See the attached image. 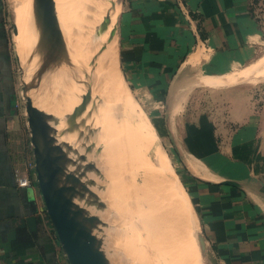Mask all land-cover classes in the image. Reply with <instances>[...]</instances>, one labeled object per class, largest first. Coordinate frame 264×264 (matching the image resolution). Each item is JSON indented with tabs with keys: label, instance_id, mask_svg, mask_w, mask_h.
I'll return each mask as SVG.
<instances>
[{
	"label": "crops",
	"instance_id": "1",
	"mask_svg": "<svg viewBox=\"0 0 264 264\" xmlns=\"http://www.w3.org/2000/svg\"><path fill=\"white\" fill-rule=\"evenodd\" d=\"M249 3L118 0L114 41L110 34L134 97L163 101L186 192L221 264H264V109L249 107L252 96L230 76L257 54L260 26ZM10 5L0 0V264H69L37 182L16 183L14 167L29 138L15 105ZM115 9L112 0L113 16ZM206 88L221 97L228 88L231 97L201 109Z\"/></svg>",
	"mask_w": 264,
	"mask_h": 264
},
{
	"label": "bare ground",
	"instance_id": "2",
	"mask_svg": "<svg viewBox=\"0 0 264 264\" xmlns=\"http://www.w3.org/2000/svg\"><path fill=\"white\" fill-rule=\"evenodd\" d=\"M32 1L12 0L13 13L17 20L14 22L17 28L16 37L14 38L15 49L27 78L32 75L38 65L37 54H34L32 59L28 61L38 37V29L35 25L32 12ZM64 1L55 0V3L71 65L61 64L57 66L52 71V75L44 79L46 87L44 94L41 95L43 90L38 93L36 91L32 94L29 93L33 98L34 104L54 114L56 121L53 124L60 132L66 126V118L63 113L64 108L62 106L63 100L67 96L70 99H72L71 96H77L76 101L79 103L81 95L87 89V85H90L92 96L85 111L93 107L95 109L91 114H88V119L95 124L96 138L102 141L104 136L101 138V134L104 135V132H109L110 135H113L111 136L113 139L110 138V140L108 139L109 142H105L110 144V141L112 143V140H114L115 142L113 143L122 145V142L126 138L124 131H126L125 127L128 118L133 121L132 129L137 134L136 138L139 141H143L144 143L145 139L150 140L152 137H155L151 129H146V124L148 125L149 121L146 120L145 115L137 110L130 111L132 110V104L125 87L126 84L124 85L122 80L120 63H118L119 59L117 60L118 56L116 57L115 42L114 49H112L108 40L111 33H113V41L115 40V32H112V29L115 27L117 10L115 9V16H113L114 10L110 13L112 0L74 1L73 3L80 1L78 2V10L77 6L75 7L76 9L74 8L75 10L73 9L74 4L72 7L75 12L76 10L79 11V17L76 18L75 25L73 27L71 25V28L68 30L70 37L67 34L66 13L70 10V12L73 11L69 9L72 6L69 0H66V8L69 11L64 8ZM115 1L116 5H118V0H114V5ZM67 4H69V7ZM107 13L110 15L109 21L104 28H100L98 24L102 21L101 17L104 18ZM100 49L101 52L99 53ZM95 51H98L96 56H94ZM56 75L57 80L61 83H65L67 79L66 84L71 85L72 88L65 89V85L63 84H58V86L56 85V87L51 88L53 83L56 84ZM115 129H117V134L115 133ZM109 134L107 133V135ZM75 136L76 131L64 132L58 134V139L65 140L76 146L73 142ZM105 138L107 140V137ZM139 151H141L140 148ZM114 152L116 151H111V153ZM130 156L129 158L132 159L134 168L139 166L142 168L141 170L145 171V174L150 173L149 170H152V167L147 162L141 160L142 156L140 158L138 155L133 156L130 154ZM157 164L159 170V172L157 170V173L162 175L158 179L159 182L156 181L154 183L151 174L142 183L139 181L140 173L138 172L131 174L130 177L124 176L126 180L123 184L121 183V188L126 190L127 202L132 209L130 222L137 232L138 241L141 245L140 252L146 254L144 258H146L147 264H187V261L182 262L183 259H186V257H183L184 255L182 256L183 259L180 258L179 249L174 244V236L176 232H179L177 230L180 228L184 232V236L188 231L186 228L190 230V232L188 231L189 235H191V231H197L196 223L194 224L193 212L185 196L183 187L176 182L166 179L170 172L167 156L159 154ZM160 194L162 196L161 199L157 198V195L159 196ZM167 201L170 202V208L167 206ZM162 202L167 206L166 210L162 209ZM87 208L89 210V206ZM179 225H181L180 228L176 230V227ZM194 236L198 237L196 234ZM188 238L191 239L192 237L188 236ZM180 240L182 238L178 242ZM183 249L185 248L180 249V251L183 252Z\"/></svg>",
	"mask_w": 264,
	"mask_h": 264
},
{
	"label": "water",
	"instance_id": "3",
	"mask_svg": "<svg viewBox=\"0 0 264 264\" xmlns=\"http://www.w3.org/2000/svg\"><path fill=\"white\" fill-rule=\"evenodd\" d=\"M32 12L38 37L28 61L37 54L38 65L30 77L25 76L16 51L15 55L18 66L22 69L21 93L24 98L26 126L29 130L37 184L68 263L112 264L103 248L102 237L96 232L105 223V218L100 215L105 209V201L93 188L95 178L90 174L91 171L99 170V166L89 160L90 154L87 155L91 144L87 143L88 134L85 129L91 135L94 133L93 127L88 126V114L85 115L84 112L91 100V86L87 85L79 103L65 116L66 126L59 132L53 124L56 121L54 114L34 104L29 93L43 90L41 95L44 94V79L51 76L57 66L71 65V61L57 16L55 0H33ZM109 18L107 13L99 27L104 28ZM12 33H17L13 20ZM72 131H76V146L58 139L59 133ZM95 137L94 134L92 138ZM82 139H85V142L78 146ZM81 147L85 152H81ZM88 206H93L95 210L89 211ZM199 225L202 228L200 222ZM198 236L202 248L207 251L210 263L220 264L219 257L203 229L198 232Z\"/></svg>",
	"mask_w": 264,
	"mask_h": 264
},
{
	"label": "rangeland",
	"instance_id": "4",
	"mask_svg": "<svg viewBox=\"0 0 264 264\" xmlns=\"http://www.w3.org/2000/svg\"><path fill=\"white\" fill-rule=\"evenodd\" d=\"M74 1H77V0H69V2L71 3L70 5H72V6H70L69 9H72L73 4H74L73 9L77 6L76 8L78 10V2H80V1L75 2L76 4L73 3ZM249 1H250V3H249L250 8L254 12V14L257 18V22L259 23V26H260L261 38H259V37L257 38V41H258L257 42V54L255 55L253 60L249 63V65L244 67L242 70L239 69V70L235 71L233 74H230V76L232 75L233 77H238V83L234 84L235 87H237L236 88L237 90L245 91L249 94V96H252L251 100H250L251 102L249 101L248 106L253 108L254 111L256 112V111H260V110L264 109V0H249ZM119 2H120V5L122 6L123 0H119ZM64 4H65L64 8L67 11H69V9L66 8V0L64 1ZM67 5L69 7V4H67ZM73 9H72L73 12H70L71 11L70 10L68 13H66V15H67V34L69 37H70V32L68 30L71 28V25H72V27L75 25L76 20H77L76 18L79 17V11L76 10V12H75L74 11L75 9L74 10ZM13 10H14L13 5H12V8L10 5V11H11L10 18L15 22L16 19H14ZM116 10H117V5H116ZM116 10H115V14H116ZM101 19L103 20L102 17H101ZM116 25H117V23L115 24V27L113 28L112 32H115ZM80 29H84V28H80ZM11 32H12V29H11ZM12 36H13V40H11V43H12V46L14 47L13 51H14V55H15L16 46H15V39L14 38L16 36H15V34H13ZM108 40H109L110 45H111V40L110 39H108ZM103 47H105V46H103ZM111 48L113 49L112 45H111ZM97 52L98 51H95L94 56H96ZM100 52H101V49H100L99 53ZM15 71H16V84H17V99L19 102L18 108L20 109L19 111H21L22 121L26 124V113H25V108H24V98H23L22 93H21V90H22V82H21L22 69L19 68V66H18V62L16 60V55H15ZM120 72H122L121 68H120ZM121 75H122L123 83H124V85L126 84L125 87H126L128 93H129V96H130V100H131V104H132V108H131L132 110H130V111H133V110L136 111L137 110V111H139L145 115L146 120H148V121L150 120L149 122L147 121L148 125L146 124V129L147 130L151 129V131L153 133H155V137H152L150 140L145 139L144 143H143V141L142 142L139 141L138 138H136L137 134L132 129L133 121L128 118V121H127L126 127H125L126 131H124L126 138L122 142V145H120L118 143L117 144L113 143V142H115L114 140H112V143L110 141V144H107V142H105V141L109 142L111 136H113V135H110L109 132H104V135L101 134V138L104 136L102 138V141H101V139H98L96 137H95V139H93L92 136L94 134L96 135L95 124H93L89 120L88 126L93 127L94 133H92L93 135H91L90 132L87 131V129H85V132H87V134H88L87 139H86V140H88L87 143L91 144L90 151H89V153H87V155L90 154L89 160L94 161L99 166V170L91 171L92 173H90V174H93L94 178H95V184H94L93 188L100 193L102 199L105 201V209H103L100 213L101 217L105 218L104 219L105 223L103 225H101L99 229L96 230L98 235H100L102 237L103 248L107 252V255L109 256L112 264H147L146 258H144L146 256V254L143 252H140L141 251V245H140V242L138 241V236L136 234L137 232H136L134 226H132V224L130 222V215H131L132 209L128 205L127 197H126V190L121 188V183L123 184L124 181L126 180V177H124V176L127 175L130 177L131 174H136V172L140 173V176H139L140 183H142L143 180L146 179L147 176H149V174H151L152 178L154 179V183L156 181L159 182L158 179H160L161 178L160 176H162V175L157 173V170H158L157 160L159 159V154H162V155L167 156L168 162H169V171L170 172H169V175L167 176L166 179H168V181H171V182H176L183 187V189L185 191L184 192L185 196L187 197L188 202L191 206V210L193 212L194 224L196 223L195 226H197L196 227L197 231L196 232L191 231V235H189L190 233H188V231L190 232L189 228H186V230H188V231L186 232L185 236L183 235L184 232L180 228L181 225L176 227V230L179 228L180 229L177 230L179 232H176V234L174 236L175 237V243L174 244L177 245L176 247L179 249L178 252H179L180 258H182V259H183V257L184 258L186 257V259L188 258L187 260L186 259L182 260V262L187 261L186 262L187 264L188 263H190V264H211L208 257H207V251L205 249H203L202 247H200L202 245H201L200 240H199L198 232L200 230H202L203 228H201L199 225L200 221H199L198 215H196L197 213H195V207L193 204H191L192 201H191V199L189 200V197L187 194L188 192H186L185 186L182 183V181L179 177V174H178V170L179 169L182 170L183 166L181 163H179L177 161L176 152L172 147V137H171L172 135H171L170 131H168V129H166L169 127V125L167 126L169 117H167V112H166V109H164L163 101L162 100L157 101L156 99L152 98V99H150V101H143L144 102V104H143L142 101H140L139 99L134 97L135 95L131 93L122 73H121ZM228 76L229 75H227V77ZM227 77H223L222 79H224V81H228V80H226ZM55 80H56V84L53 83L51 88L56 87V85L58 86V84L59 85H62V84L65 85L64 86L65 89L72 88L71 85L66 84L67 79L65 80V83H61L60 81L57 80V75H56ZM209 80L213 81V80H215V78H210ZM229 81L234 82L237 80L229 79ZM231 85L233 86V84H231ZM42 86H44V88L46 89L44 84ZM225 86H227V85H225ZM232 86H230V87H232ZM74 87H75V84H74ZM197 91H199V90H197ZM201 92H202V96H201L200 100H197V102L198 103L200 102L201 109H203L205 107V108H207V111H208V109H209V111L213 110V107H212L213 102L212 101L214 99H216L218 101V100L223 99V98L226 99V98L231 97V93H230V90H228V88L226 90H222L223 97H221V95L218 96L216 93L215 94L211 93V92H213V90L210 91V90H208V88H206L205 90H201ZM71 97H72V99H70V97L67 96L63 100L62 106L64 108L63 113L65 116L68 113H70L72 111L73 107L77 104V101H76L77 96H71ZM157 104L162 105V106H160V110H156V111L153 110L152 113H148L149 111H151L153 109L154 105H157ZM94 110H95L94 107L92 109H88L87 111H85V115L91 114V112H93ZM221 112L224 113L223 110ZM147 114H149V115H147ZM175 120L182 122V118L180 116L175 117ZM26 129L27 130H26L25 138L27 139V137L29 138V130H28V128H26ZM115 130H116L115 133L117 134V129H115ZM107 133L109 135H107ZM178 134H183V133L179 132ZM105 137H107V140H105L106 139ZM111 139H113V138H111ZM73 142L75 144L77 143L76 136L74 137ZM84 142H85V139H82V141L78 142V146L80 144H83ZM139 142H141V143L139 144ZM112 144H114V145H112ZM27 145H29V142ZM139 148L141 149V151H139ZM111 151L112 152L116 151V152L111 153ZM81 152H85L83 147H81ZM130 154L133 156L138 155L139 158H140V156H142L141 160L147 162V164H149L150 167H152V170L151 169L149 170L150 173L145 174V171L141 170L142 168H140L139 166L134 168V163H133L132 159L129 158V157H131ZM158 172H159V170H158ZM180 173L183 174L182 171ZM161 197H162L161 194L159 196L157 195V198L161 199ZM190 201H191V203H190ZM167 206H168V208H170V202L169 201H167ZM167 206L164 204V202H162L161 207L163 210H166ZM89 210L93 211L95 209L93 206H89ZM132 227H133V229H132ZM195 234L198 237L194 236ZM178 236H179V238H178ZM188 236L190 238L191 237L192 238L189 239ZM181 238H182V240H180V242H178V240ZM181 241H182V244H181ZM186 242H189V243H186ZM182 245H183L182 248H185V249H183L184 250L183 252L180 251V249H182L181 248ZM187 248H188V250H187ZM199 249H201V250H199ZM181 264H183V263H181Z\"/></svg>",
	"mask_w": 264,
	"mask_h": 264
},
{
	"label": "built area",
	"instance_id": "5",
	"mask_svg": "<svg viewBox=\"0 0 264 264\" xmlns=\"http://www.w3.org/2000/svg\"><path fill=\"white\" fill-rule=\"evenodd\" d=\"M19 107L18 99L15 103ZM29 142V141H28ZM19 159L16 161L14 171L16 183L19 186H30L37 182L36 173L34 168V157L32 154V146L29 142V145H21L19 150Z\"/></svg>",
	"mask_w": 264,
	"mask_h": 264
},
{
	"label": "trees",
	"instance_id": "6",
	"mask_svg": "<svg viewBox=\"0 0 264 264\" xmlns=\"http://www.w3.org/2000/svg\"><path fill=\"white\" fill-rule=\"evenodd\" d=\"M178 174H179V177H180L182 183L185 185V183H186V179H185L184 175H183L182 173H180L179 170H178Z\"/></svg>",
	"mask_w": 264,
	"mask_h": 264
}]
</instances>
